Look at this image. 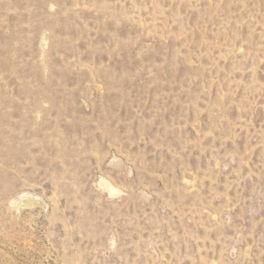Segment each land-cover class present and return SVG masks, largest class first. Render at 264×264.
Wrapping results in <instances>:
<instances>
[{
    "label": "rangeland",
    "instance_id": "1",
    "mask_svg": "<svg viewBox=\"0 0 264 264\" xmlns=\"http://www.w3.org/2000/svg\"><path fill=\"white\" fill-rule=\"evenodd\" d=\"M0 264H264V0H0Z\"/></svg>",
    "mask_w": 264,
    "mask_h": 264
}]
</instances>
